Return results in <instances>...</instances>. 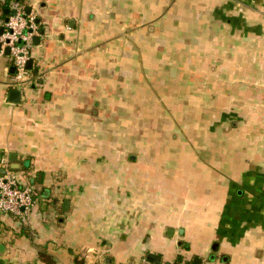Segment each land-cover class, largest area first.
Here are the masks:
<instances>
[{"label":"crops","instance_id":"0c3cea01","mask_svg":"<svg viewBox=\"0 0 264 264\" xmlns=\"http://www.w3.org/2000/svg\"><path fill=\"white\" fill-rule=\"evenodd\" d=\"M13 3L38 22L21 84L0 48V176L35 204L0 264H264V0Z\"/></svg>","mask_w":264,"mask_h":264},{"label":"built area","instance_id":"2783aa9c","mask_svg":"<svg viewBox=\"0 0 264 264\" xmlns=\"http://www.w3.org/2000/svg\"><path fill=\"white\" fill-rule=\"evenodd\" d=\"M11 15L0 23L3 31L0 34V48H9L15 75L13 84H21L25 64L28 58V44L36 29L35 18L25 14L24 7L17 3L11 5ZM34 190L31 186L20 184L14 173L0 176V216H26L35 204ZM141 264H149L142 262Z\"/></svg>","mask_w":264,"mask_h":264},{"label":"water","instance_id":"95a60500","mask_svg":"<svg viewBox=\"0 0 264 264\" xmlns=\"http://www.w3.org/2000/svg\"><path fill=\"white\" fill-rule=\"evenodd\" d=\"M29 12H30V8L29 7H26L25 8V14H29ZM3 14L4 15H7V16H9V15H11L12 13L9 11V10H5L4 12H3ZM5 21V20H4ZM37 20H35V24H37ZM2 31H3V27L2 26H0V34L2 33ZM4 53L5 54H9V48H4ZM30 67H31V60L30 59H28L27 61H26V64H25V70H29L30 69ZM15 71V68L14 67H12L11 68V72L13 73ZM8 100H9V102H11V103H17L18 101H19V92L17 91V90H11L10 92H9V94H8ZM67 205V201H64V203H63V209H64V207ZM145 261L147 262V263H149V264H159L160 263V260H159V257L158 256H155V255H153V254H147L146 256H145ZM192 264H203L202 263V261L201 260H199V259H196L195 260V262H193Z\"/></svg>","mask_w":264,"mask_h":264},{"label":"trees","instance_id":"16d2710c","mask_svg":"<svg viewBox=\"0 0 264 264\" xmlns=\"http://www.w3.org/2000/svg\"><path fill=\"white\" fill-rule=\"evenodd\" d=\"M19 1V0H18ZM2 9H3V12L5 11V10H7V7H8V4H4V5H2V6H0ZM2 12V13H3ZM26 73H28V72H26ZM14 76V75H13ZM38 258L44 263V264H53L54 262H53V260H52V258H50V256H48V255H46V254H44V253H39L38 254Z\"/></svg>","mask_w":264,"mask_h":264}]
</instances>
